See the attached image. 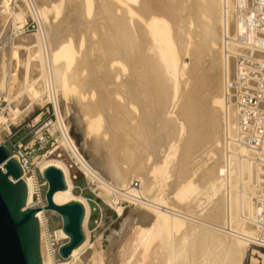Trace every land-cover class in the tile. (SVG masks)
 <instances>
[{
  "label": "bare ground",
  "instance_id": "6f19581e",
  "mask_svg": "<svg viewBox=\"0 0 264 264\" xmlns=\"http://www.w3.org/2000/svg\"><path fill=\"white\" fill-rule=\"evenodd\" d=\"M95 1L67 0V4L60 1L53 5L52 18L59 19L64 5L68 11L59 19L61 23L55 20L60 24L52 27L54 21L45 24L49 3L43 1L45 7L41 2L39 6L35 0H25L38 31L34 40L11 44L9 56L8 44L2 45L0 91L8 87V97L17 81L18 95L26 92L32 103L41 97L36 83L43 81L59 122V147L69 153L87 180L100 186L99 193L107 200L111 199L110 189L124 190L148 213H138L130 230L133 233L125 244L122 241L123 246L119 244V252L112 253L109 248L115 245V235L110 245L97 253L86 228L88 203L73 194L67 166L57 159L38 162L35 157L32 165L41 175L50 166L63 174L65 189L54 193L53 202L61 206L75 201L85 210L83 243L67 259L53 263L41 237L42 264H97L105 256L106 264H146L160 248L167 251L165 256L150 263L240 264L247 243L264 246L259 245L264 240L258 237L262 231L256 222L264 207V165L257 163L264 157L241 142L234 104L235 59L244 53L235 43L244 24L238 5L242 8L240 4L249 5L250 0ZM188 1L191 4L186 6ZM7 16L13 18L18 30L23 13L12 15L6 6H0V21ZM88 17L92 19L88 21ZM84 29H92L91 38L98 31L102 33H98L96 43L95 38H86L91 45L85 37L77 40L83 32L75 37L70 33L73 40L66 33ZM74 42L79 43L81 52L86 49L80 61ZM21 51L25 52L23 60ZM183 57L190 62L187 64ZM10 60L17 67L21 64L23 73L19 76L20 71L14 68V73L12 68L14 72L7 80ZM34 68L37 79L32 77ZM69 95L82 113L84 139L91 141L99 154L98 166L111 182L89 165L69 135L58 102L59 96L67 101ZM5 100L7 108L0 112V142L19 115L18 109L10 107V98ZM3 125L6 130L1 131ZM134 175L140 183L138 189L131 186ZM22 180L28 190V207L35 177L24 171ZM110 203L121 212L115 201ZM254 255L251 264H264V253Z\"/></svg>",
  "mask_w": 264,
  "mask_h": 264
},
{
  "label": "rangeland",
  "instance_id": "374dc122",
  "mask_svg": "<svg viewBox=\"0 0 264 264\" xmlns=\"http://www.w3.org/2000/svg\"><path fill=\"white\" fill-rule=\"evenodd\" d=\"M24 1H22V0H0V6H6L8 8V11H9L10 14L13 15V14H18V13L22 12L23 15H24L23 22H21V23L16 25L17 27H20L18 30L14 29L13 18L12 17L7 16L5 18L7 20L4 19L6 21V23L2 19L1 20L3 21V23H2V21H0L1 25L2 24L4 25L2 27L3 30L0 29V32H1L0 33V51H1V48H2L3 44H6V45H3V46H7V44H8V46L10 47L9 48L7 46V48H8L7 49L8 50V56L10 54L9 51L12 50V45L11 44H17V43L19 44V42L21 44L22 43L24 44L25 41L27 42L29 40L30 41L34 40L35 39V33H37L36 31H38L37 21L32 17V15H31V13L29 11L30 4H25ZM35 1H36L37 4L41 2L40 5L41 6H45V7H46V5H42V4H44L45 2H46L45 4L49 3L48 4L49 7L48 6L46 7L47 8L46 9L47 10L46 14L48 16H46V23L45 24L51 23V22L54 21L52 23L53 24L52 27L57 26V23L59 25L61 23L60 20L65 15L63 13H65V10L68 11V8L64 7L66 5L62 6L63 13H61V14L63 16L60 15V17H61V18L59 17L60 20L59 19H55V18H52V17L55 16L54 15V11L52 10V6L53 5H57L60 1H62V5L63 4H67V0L66 1L65 0H56V2L58 1L57 3H55V0H52V1L51 0L50 1L43 0L45 2H43L42 0H35ZM64 1H65V3H64ZM81 1H84V0H81ZM188 2H190V3H188ZM188 2L186 3V6L191 4V1H188ZM94 3H96L95 0H94ZM67 7H68V5H67ZM161 12L164 14L165 11L163 10ZM159 14H160V12H159ZM160 15H162V14H160ZM9 17H10V19H9ZM162 17H164V16L162 15ZM166 17H165V19H168ZM90 18L92 19V17H90ZM90 18L88 17L86 19L89 21ZM229 19L231 20V18H229ZM55 20H59L60 23L58 21L56 23ZM75 23H74V26H75ZM6 24H8V25L6 26ZM47 25H51V24H47ZM76 26H78V22H77ZM87 29L81 30L79 33H78V31L77 32H66V33H67L68 37H70L73 40L74 38H72V36L75 37V34L77 35V34H81V32H83L82 33L83 35L82 34L79 35V36H82L81 38L77 35V38H78L77 40L79 41L82 38L84 39V37H85V41L87 42L89 40V39H86L88 36L90 38H91V36H94L93 35V31L91 32L92 29L91 30L90 29L87 30ZM87 31H89V32H87ZM95 32L96 31H94V33ZM66 33H65V35H66ZM70 33L71 34L74 33V34L71 36ZM98 33L100 35V33H102V32L101 31L97 32V34L94 37L96 40L94 38H91V40L92 39L95 40V43H96V41L98 39ZM65 35L63 37L65 39H68V37H66ZM74 41L76 42V40H74ZM87 43L89 44V42H87ZM76 44L78 46H75V48H76V50L78 49L77 51L79 52V56H81V57L83 56L84 57L83 53H85L86 49L85 48H84L85 50L82 49V52H81V49L79 48V43L77 42L74 45H76ZM89 45H91V44H89ZM86 46H88V45L86 44ZM91 47L92 46H90V48ZM80 53L83 54V55H80ZM22 54H24V55H22ZM21 55L24 56V57L21 56V58H20V59L23 60L25 58V52L21 51ZM83 57L81 59L79 57L78 61L82 60ZM183 60L185 62L188 61L187 64L190 62L188 57H183ZM8 62L9 63H8V66H7V74H8L7 80H9V76L11 75V73H13L16 70L14 68H17L20 71V72H18L19 76L23 73V70H22L23 68H21L22 67L21 64L19 65V67H20L19 68V67L16 66L15 61H11L10 60ZM14 66H16V67H14ZM12 68L14 69V71H12ZM36 71H37V69L34 68L33 73H32V77L35 75L33 78L36 77V79H37V77L39 78V76H37L39 74H37L38 72H36ZM14 73H16V71ZM15 82H16V84H15ZM15 82L13 83V85L15 84V86H13V85L11 86V89H10L11 93H10V95H8V97H7V89H8V87L5 90L6 92L4 90L0 91V99H1V101H3L2 107L5 108V109L7 108V104L8 103L5 100V98H10V101H11L10 102V107L19 110V113H18L19 115L17 116L15 121H13V120L9 121L10 123L12 121L14 122V124L11 125V127H10L11 133L13 134V137L9 141V144H8L9 147L12 144H14L15 142H17L18 140H20L25 135V133H26L25 126L27 124H30L32 122V120L36 119L38 116H41L39 121L44 122V118H46V116H47V114H46V106L50 102L49 99H48L47 93H46V91L44 89L45 85L43 84L44 83L43 81H41V80L37 81V83H36L37 87L36 86L35 87L39 88L38 90H40V92H41V97L39 99H37V100H34L32 103H31L30 99L28 98L26 92H23L21 95H18L19 89H20V83L17 82V81H15ZM18 83H19V85H18ZM58 102H59V106H60V112L62 114V117L64 118V123L69 128V135L74 140V142L76 143L80 154L83 156V158L89 163V165L94 170L96 169L95 171L98 170L97 172H99L102 176H104V178L106 177L105 179L107 181H109L110 180L109 177L100 168V166H98V162H97L98 160L96 158H99V154L97 155L96 151H94L95 149H93L92 144H90L91 141L84 139V135H83L84 134V122H83V120H81V118H82L81 114L82 113H80V111H79L80 108H79L77 102L75 101L73 96H70V95H69L67 101L65 99L60 98V96H59ZM30 104H32V105H30ZM29 105H30V108L28 109ZM3 115H4V113H3ZM9 122H8V124H10ZM41 122H40V124H41ZM8 127H9V125H8ZM3 129L6 130V126L3 125L1 131ZM30 140H31V138H30V136H28L24 140V143H27V141H30ZM45 151H47V152L54 151V153L52 155H50L49 157H42L43 159H45V161L49 160V159H57V160L61 161L63 164H65V166H67V168L69 170L70 179H71V182L73 184V194L76 195V196H81L84 199L87 198V199L90 200V202L88 203V206H89V217H88V220H87V223H86V228H87V231H88L89 243L91 244V246L93 245L95 250H97V253H100L101 250L104 251L105 248H107L110 245V240L112 241V238H114V236L116 235L118 240L114 239L115 245L113 246L111 244L109 248H111V252L112 253H116L117 251L119 252L122 249L123 244H125L126 241H129V237L131 236V233H133L131 231L134 229V223L138 220V215H139L138 213H140V211H142V212L144 211L145 212L146 208L144 209L142 207H139V204H135L134 203V205L133 204L125 205L124 208L122 207L121 212L118 213L115 208H112L113 206L110 203V200H107L106 197L103 196V194L101 195L99 192H98L99 194L96 193L98 195L99 199L93 197L92 194L89 191H87V190H83L82 195H80V191L79 190L85 188V179H84L85 176L83 174V171L80 170L79 166L76 164V162L72 159V157L69 156V153H67L61 147H59L58 141L56 143H54L53 145L49 144L48 147L45 149ZM42 153L43 152H39V153L36 154V156H39L38 162H40ZM36 156H34V158ZM132 178L135 179L137 177L134 175V177H132ZM38 181L42 182V179L39 176H38ZM109 182H111V180ZM112 201H114V199ZM145 213H148V210ZM52 214L53 213L50 212L47 215H48V217L50 218L51 221H53L54 223H57L58 219L54 216L55 214H53V215ZM121 226H122V228H120ZM174 233H175L174 237L177 238V235H176L177 232H174ZM178 236H179V234H178ZM108 237H110V238H108ZM258 237H260L261 239H264V237H262L261 233L258 234ZM176 238H174V239H176ZM171 239L174 240L173 239V233H172ZM122 241H124L123 244H121ZM119 244L122 245V246H120ZM117 248H119V249H117ZM160 249L159 250L156 249L157 251L155 250L152 258H150V260H149V263L147 262L148 264H152V263H150V261L153 260L154 258H159V257L165 256V253L167 251L164 250L163 248H160ZM256 252L264 253V246H257L255 244H253V241H252L251 244L247 243V245L244 248L242 259H240V264H251V259L256 257L254 255V253H256ZM126 254H127V251H126ZM102 259H103V261H101ZM104 259L106 260V256L104 258L98 259L97 260L98 262H96V263L97 264H101L102 262H103V264H106V262L109 263L108 260H106V262H104Z\"/></svg>",
  "mask_w": 264,
  "mask_h": 264
},
{
  "label": "built area",
  "instance_id": "2783aa9c",
  "mask_svg": "<svg viewBox=\"0 0 264 264\" xmlns=\"http://www.w3.org/2000/svg\"><path fill=\"white\" fill-rule=\"evenodd\" d=\"M240 5H243V7L239 8L238 5V13L239 10L242 11L244 24L243 30L240 34H237L235 43L244 50V53L243 55L239 54L235 59L236 102L234 104L236 109H238V133L241 142L245 146L258 150L260 152L259 155L264 157V0H250L249 5L246 2ZM227 100H230L228 96ZM2 104L3 101L0 100V112L3 108ZM46 114L44 122L39 121L41 116H38L30 124H27L25 126V135L10 147L8 144L13 137L11 132L0 142V145L6 146L10 155L16 158L22 172L25 171L27 175L35 177L32 200L30 205L26 206V208L31 209L44 208L47 190V183L43 179L39 168L32 165L34 156L39 152H43L41 161L43 160L42 157L52 155L55 150L47 152L45 149L49 144L53 145L56 143L61 136L58 128V118L52 102L47 104ZM28 136H30L31 140L24 143V140ZM36 158H39V156H36ZM257 164L264 165V159L258 161ZM37 175L41 177L42 182L38 181ZM84 179L85 188L79 190L80 195H82L83 190H87L93 197L99 199L96 193L101 192L100 186L93 181L87 180L86 177ZM131 186L138 189L140 183L137 179H134L131 182ZM108 193V197L111 198L110 200L114 199L115 206L124 208L125 205H134L135 203L131 201L132 196H129L124 190L116 192L110 189ZM85 200L87 203L90 202L87 198ZM137 200H139L138 197L135 201ZM48 213L50 212L41 210L36 213L40 229V245L42 237V244L46 255L53 263H57L64 260L59 256L58 249L66 244L67 239L62 235L60 217L55 214L54 216L58 219V222L54 223L48 217ZM256 222L262 231V237H264V207L258 213Z\"/></svg>",
  "mask_w": 264,
  "mask_h": 264
},
{
  "label": "water",
  "instance_id": "95a60500",
  "mask_svg": "<svg viewBox=\"0 0 264 264\" xmlns=\"http://www.w3.org/2000/svg\"><path fill=\"white\" fill-rule=\"evenodd\" d=\"M42 177L47 183L43 209L56 213L62 220V232L68 241L58 249V254L67 259L84 241V206L75 201L61 206L53 202L54 193L65 189L63 174L58 168H46ZM27 195L18 162L6 146L0 145V264H42L36 218V212L42 209L26 208Z\"/></svg>",
  "mask_w": 264,
  "mask_h": 264
}]
</instances>
